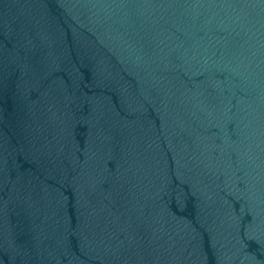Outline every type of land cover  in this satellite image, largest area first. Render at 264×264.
Wrapping results in <instances>:
<instances>
[{"label": "water", "instance_id": "water-1", "mask_svg": "<svg viewBox=\"0 0 264 264\" xmlns=\"http://www.w3.org/2000/svg\"><path fill=\"white\" fill-rule=\"evenodd\" d=\"M0 264H264V0H0Z\"/></svg>", "mask_w": 264, "mask_h": 264}]
</instances>
